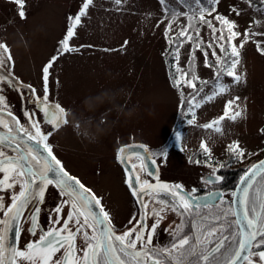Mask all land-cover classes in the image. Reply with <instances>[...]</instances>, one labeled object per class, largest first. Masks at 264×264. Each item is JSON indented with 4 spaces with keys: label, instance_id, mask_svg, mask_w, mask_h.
I'll use <instances>...</instances> for the list:
<instances>
[{
    "label": "rangeland",
    "instance_id": "1",
    "mask_svg": "<svg viewBox=\"0 0 264 264\" xmlns=\"http://www.w3.org/2000/svg\"><path fill=\"white\" fill-rule=\"evenodd\" d=\"M84 2L24 0L25 17L21 18L15 0H0V43L7 44L16 73L39 84L41 66L54 55L72 23L69 17L76 16ZM201 7L207 8L196 0H92L69 41L76 50L59 54L53 63L52 99L68 108L67 124L61 131L64 135L56 140L65 141V157L76 169L87 166L89 159L74 155L81 154L78 149L82 148L76 146L81 144L80 139L85 152L91 148L88 144L98 149L100 161L93 169L98 168L99 173L83 179L93 182L104 194L105 188L98 181H104L107 165H112L114 147L128 141H140L133 143L144 144L158 155L164 179L177 178L186 185L200 184L203 173L216 169L197 159V154L206 153L222 161L230 157L228 153L237 154L229 146L238 144L243 162L264 155V52L260 51L264 48V6L254 8L249 0H218L208 8L215 11L205 13L218 30L216 15L235 22V31L241 35L231 41V46H239L245 40L243 34L251 33L244 46L238 47L239 63L234 71L241 76L239 82L226 73L217 79V70L224 66L217 63V57L222 62L230 59L221 51L225 40L218 39L220 32L213 33L200 22L196 11ZM190 17L200 26L198 34L196 30L192 33L201 43L179 35L183 29L190 36ZM173 35L180 40L172 51L174 81L168 75L165 58ZM227 49L230 53L231 47ZM9 52L0 50V58L13 67L8 62ZM185 72L199 78L196 89L182 79ZM176 80H181L179 86ZM219 85H226L227 90L211 101L203 99L217 91ZM236 97L239 99L228 106V114L221 120L226 102ZM235 112L241 115L231 119ZM213 121H219L220 132L203 127ZM202 142L208 152L201 147ZM262 183L264 179L255 186ZM171 215L170 219L178 220V216Z\"/></svg>",
    "mask_w": 264,
    "mask_h": 264
},
{
    "label": "snow or ice",
    "instance_id": "2",
    "mask_svg": "<svg viewBox=\"0 0 264 264\" xmlns=\"http://www.w3.org/2000/svg\"><path fill=\"white\" fill-rule=\"evenodd\" d=\"M116 2L119 3L120 0H116ZM209 2L214 5L218 0H209ZM15 3L20 6L19 16L24 18V0H15ZM91 3L92 0H85L77 15L75 17H69L72 23L68 27L64 39L61 41V49L58 51V55L63 52L76 50L69 46V41L75 36V29L81 23V17L86 15V10ZM196 3L199 4L200 0H196ZM211 11H215V9L209 10L201 7L199 20L201 23L207 24L213 33L219 31V40L231 42L237 36L241 35V33L235 31V22L222 15H216L214 17L221 24L219 30L215 28L212 22L205 18V13L211 14ZM236 14L239 15V12ZM189 27L194 26L190 24ZM224 28L227 29V36L224 34ZM196 31L198 34L199 30L197 29ZM179 35L187 36V39L190 40L193 39L183 29ZM243 35L245 36V40H242L239 46L233 44L230 53L224 44L220 45L221 51L229 57L230 62H222L220 57H217V63L224 65L217 70V79L221 77L222 73H226L227 76L233 77L235 82L241 80V76L234 71L239 63L238 58L240 52L238 47L242 48L244 46V43L247 42V37L251 33L246 32ZM258 48H260L259 45ZM0 50L9 52L6 43H0ZM260 51L264 52V48H260ZM58 55L53 56L48 64L43 67L44 95L42 98H36L37 102L42 104V110L45 116L50 117L48 123L52 124L55 128H59L61 124L67 123V120L63 118L65 110L59 104L50 106L48 103L47 82L49 70L57 60ZM8 59L11 60L10 52ZM2 66L3 60H0V67ZM182 79L189 87L193 89L197 88L196 80L199 78L194 73L190 74L185 72L182 74ZM0 80L6 81L7 77H0ZM175 84L179 86L181 80H176ZM28 87L35 93V89H32L31 86ZM226 90V85H219L217 91H213L211 95H206L203 99L211 101L215 96L222 94ZM238 99L239 97H236L226 102L225 114L220 118L221 120L227 116L228 106L234 105ZM0 106H2L0 107V112H3L7 107L5 97L2 95H0ZM189 110L191 111V109ZM25 115L31 121L30 127L21 124L19 119L13 116L12 112H8V116L12 117L16 124L15 130L9 126L6 120L0 118V125H3L8 133L7 135L0 134V144L7 143V146L16 152L15 156H10L7 152L0 149V173H3V178L0 179V189L9 190L17 185L20 187L18 193L12 194L11 203L3 213L5 217H9L10 219L0 220V225L5 226L4 231L6 233L9 230V225L14 222L16 225V239L19 240L24 230L22 221H27L31 225L28 228V232L36 235L38 215L41 209L36 206L33 210L29 209L28 206L33 201L42 203L45 191L49 185H54L59 189V194L65 197V199L61 202V205L54 209L56 216L52 217L51 222L53 227L43 232L38 240L29 242L25 250H20L14 246L6 249L4 244L6 237L5 235H0V264H19V261L25 260L29 261V264H132V261H135L136 264H147L148 260H151L152 264H164L163 260L156 258V255L162 251L172 257L175 264H185L188 257L192 256H198L195 264H200V261H203L204 264H239L241 260L244 264H264V191L257 189L256 199L259 201V211L255 204L250 209L249 190L252 187L251 179L247 180V184L242 189V195L240 196L239 202L243 210V222L240 220L236 221L239 226L237 232L232 233L231 236L220 235V238L216 240L214 246L208 247L207 245L213 243L209 237H215L219 231L218 229L212 228L207 232H201L200 235L196 236L195 243H193L186 234L183 236L179 235L183 230L182 222L173 233L178 238L170 248H149L148 246L152 244L153 234L158 228L160 221L164 219L162 213L172 211L184 217L185 215H191L194 209L199 207V205H194L189 197L180 194L179 189L182 186L161 184L159 182L153 185L147 180L141 181L139 175H137L136 183L140 185L138 190L132 184V177L129 176L127 183L132 189L134 196L139 195L140 192H149V190L157 193L163 191L171 196V202L169 203V201L161 199L158 202L160 207L158 209L155 207L151 209L155 222L148 229L147 234H145V229L148 226L144 223L146 217H141L135 221L139 227L134 226L121 234H117L112 225L109 213L101 206L100 199L76 177L71 176L65 170L62 162L53 154L51 146L47 143L48 136L51 133L45 134L42 132L40 122L34 119L33 114L26 112ZM240 115L241 112H235L231 116V119H236ZM192 119H195L194 115ZM189 123H192V120ZM218 124L219 121H213L205 124L203 127L215 128V131L220 132L221 128L217 126ZM14 131H16V135H13ZM20 134L25 138L23 144L18 138ZM27 141H33L37 145L42 143L46 155L39 152L36 148L28 146ZM201 147L205 152L209 151L203 142ZM238 148V144L229 146L230 151L237 152V155H243L242 150L238 151ZM259 168L261 171H264V161L260 162ZM246 177L247 173L245 177H241L242 183L246 181ZM232 195L235 196L236 193L234 192ZM65 206L70 211H67L65 215L61 216ZM94 206H100L99 213L93 211ZM143 206L145 208L148 207L147 204ZM0 208H5L3 197H0ZM26 209L31 212L30 216L25 215ZM233 214L235 215L236 213L233 212ZM216 219H219V217H216ZM70 225H74L75 227L73 228ZM199 227H202V225ZM78 235L82 236L84 241V247L79 250L76 247ZM254 249H259V251ZM6 251L11 253L7 258L5 256ZM57 253H61V255L57 257ZM78 253H82V255ZM152 253L156 255H152ZM216 253H220V257H217L215 255ZM142 256L145 258L143 261L138 259ZM125 257H130L131 259H125ZM189 264H193V262L189 261Z\"/></svg>",
    "mask_w": 264,
    "mask_h": 264
},
{
    "label": "flooded vegetation",
    "instance_id": "3",
    "mask_svg": "<svg viewBox=\"0 0 264 264\" xmlns=\"http://www.w3.org/2000/svg\"><path fill=\"white\" fill-rule=\"evenodd\" d=\"M1 60V58H0ZM51 59H48L43 66H41L39 70V84L35 83L31 79H24L18 73L14 71L15 64L12 60L8 61L11 66L8 67L4 64L0 67V77H7V80H0V95L5 97V104L7 107L3 112H0V118H3L9 123V126L14 130L16 129V124L13 121L12 117L8 116V112H12L13 116L19 119L20 123L30 127L31 121L29 117L25 115V113L33 114L34 119L40 122V128L42 132L45 134L51 133L48 136L47 143L51 146L53 154L62 162L65 170L71 175L76 177L86 188L91 189L92 193L95 194L97 198L101 201V206L105 211L109 213V216L112 221V225L115 228L117 234H121L124 231H127L132 227H139L136 224V220H139L141 217H146L144 219V223L148 226L145 229V234H147L148 229H150L151 225L155 222V218L152 215V208H159V200L166 199L171 202V196L166 192H140L139 195L134 196L132 194V189L128 186V178L132 177V184L139 190L140 185L136 183V176L139 175L141 181L147 180L149 183L156 185L158 182L161 184L168 185H181V189H179L181 195H185L192 200L194 205H199L198 208H195L191 215H185L181 217L179 214L167 211L166 213H162L166 218L160 221L158 228L152 236V244L149 245V248H158V249H166L170 248L173 242L178 238L174 235V231L178 225H181L183 222V230L179 233L180 236L187 235L193 243H195V238L197 235H200L201 232H207L212 228L218 229V233L215 237H209L213 241L211 245H207L208 247L214 246L217 239L220 238V235L231 236L232 233L238 231V225L236 223L235 216L233 214V195L238 179L245 172H242L236 177L231 176V172L227 170V165L225 164L226 160L218 161L215 156H195L197 159H201L204 162L209 164H213L216 166L214 172H205L202 174V181L200 184L198 183H190L186 185L183 181L179 179H171L166 180L163 177V172L161 170V160L158 159V155H154L149 148L145 145V150L148 151L150 159L147 158V154H138L135 151L130 153H126V155L121 156L120 152L122 147L127 144L133 142L140 141H128L126 143H122L114 147L113 156H112V165H107L106 173L103 174L104 181H98V185H102L103 190H105V194L103 191H100L97 186L93 184V182H87L83 179V176L93 175V173H99L98 168H94L95 162L100 161L97 155V150H93V144L91 145V153L90 149L85 152L84 144L82 139H80L81 144L76 145L79 146L78 151L81 152L74 153V155L79 156L80 158L83 156L88 159L87 166H81V169H76L72 167V165L68 162L65 157V151H67V145L64 144L65 141H58L56 137L63 136L61 131L67 123L61 124L59 128H55L52 124L48 123L50 117L45 116L44 111L42 110V104L38 103L36 98L43 97L44 95V80H43V67L48 64ZM28 86H31L32 89H35V93H33ZM48 87V103L50 106L55 104H59L64 110V119L68 120V108L65 107L61 102H57L52 99V84H51V68L49 70V77L47 82ZM2 107V106H0ZM60 133V134H59ZM0 134L7 135V129L0 125ZM13 135H16V131L13 132ZM21 143H24L25 138L22 134L18 137ZM28 146L36 148L39 152L46 155V152L43 148V144H35L33 141H27ZM64 146H63V145ZM66 147V149H65ZM95 148H99L95 146ZM0 149L4 150L10 156H15L16 152L7 146V143L0 144ZM141 153L144 152V147H140ZM101 151V150H100ZM68 152V151H67ZM95 153L96 155L92 154ZM70 154V153H69ZM71 155V154H70ZM77 156H72L76 160H80V158H76ZM144 156H146V161H144ZM90 159L92 163L90 162ZM257 160V159H256ZM255 160V161H256ZM71 163L75 162L70 161ZM254 162V161H253ZM91 165H88L90 164ZM125 166L130 169L129 176L125 171ZM135 166V167H134ZM119 169L121 175V186L117 180ZM143 168V170H141ZM151 173V175H149ZM51 176V174H50ZM3 178V173H0V179ZM54 178V177H52ZM264 179V171L261 172L253 181L252 187L249 190L250 193V203L249 208L256 205L257 210L259 211V201L254 198L251 199L252 195L257 196V189L260 191H264V183L261 186L256 187L258 181ZM39 183V182H37ZM117 186L120 194L121 200L123 202H116L111 198L112 188ZM35 187V186H34ZM20 190L19 185L14 187L13 189L3 190L0 189V197H3V203L5 208H0V220L10 219L9 217L4 216V212L6 211V207L11 203V196L13 193H18ZM65 199L59 194V189H57L54 185H49L44 194V200L42 203H36L33 201L32 204L28 206L29 209H33L34 207H40V213L38 215V227L36 229V235H32L28 232V228L31 227L30 223L27 221H22L23 231L21 233L20 239H16L15 228L16 225L12 222L9 225V230L5 233L4 225H0V235H5L4 244L6 249H10L11 247H17L20 250H25L26 246L29 242L35 241L39 239V236L47 231L49 228L53 227L52 225V217L56 216L54 209L61 205V202ZM147 204L148 207L145 208L143 205ZM100 210V206H97ZM67 211L70 209L65 206L64 212L61 213V216L65 215ZM227 213V215H225ZM179 217L176 218L178 220L170 219L169 215ZM25 215L30 216L31 212L27 209L25 210ZM219 217V219H216ZM130 221H132L130 223ZM174 222L173 224H171ZM202 225V227H199ZM71 227H75L74 225H70ZM223 226V227H221ZM57 227H59L57 225ZM91 231V230H89ZM203 239V237H201ZM76 247L77 249H81L84 247V241L82 236H77L76 239ZM203 247V246H201ZM234 247V245H233ZM139 250V246H138ZM259 251V249H254ZM223 251V249H222ZM82 255V253H78ZM11 253L9 251L5 252L6 258L9 257ZM61 253H57L56 256H60ZM152 255H156L152 253ZM217 257H220V253L215 254ZM157 259H161L164 261V264H175V261L170 257L166 252H160L156 255ZM222 258V257H221ZM125 259H131L130 257H125ZM140 260H144L145 258L142 256L138 258ZM198 260V256L188 257L185 261V264H189V261L195 264V261ZM19 264H29V261H19ZM132 264H136L135 261H132ZM147 264H152L151 260H148ZM200 264H204L203 261H200ZM244 264V262L242 263Z\"/></svg>",
    "mask_w": 264,
    "mask_h": 264
},
{
    "label": "trees",
    "instance_id": "4",
    "mask_svg": "<svg viewBox=\"0 0 264 264\" xmlns=\"http://www.w3.org/2000/svg\"><path fill=\"white\" fill-rule=\"evenodd\" d=\"M201 1V4H204L205 3V5L207 6V9L209 8V7H212V6H214L213 4H211L210 2H209V0H200ZM249 2H250V4L254 7V8H260V7H262V6H264V0H249ZM199 11H196V13L198 14V15H200V9H198ZM190 12H195V11H190ZM73 17H75L74 15H73ZM191 18V17H190ZM193 20L194 19H189V23L191 24V25H193L194 27H188L189 28V33H190V36H192L193 38H194V43H201L200 42V39L199 38H197V39H195L196 38V36H195V32H194V34L192 33V31L193 30H197V29H199L198 27H200L199 25L197 26L196 24H195V22H193ZM190 24H188V25H190ZM70 26V25H69ZM219 26H220V28H221V24L219 23ZM67 33V32H66ZM224 34H225V36H227L228 35V32H227V29L226 28H224ZM65 37V36H64ZM63 37V38H64ZM180 42V40H179V38H178V36L177 35H173L171 38H170V40H169V45L166 47V49H165V55H166V65H167V68H168V75L171 77V79L174 81V77H175V65L173 64V59H174V56H173V53H172V51L174 50V47H176L177 45H178V43ZM176 45V46H175ZM225 46H227V48L229 47H231V42H226L225 41ZM57 48H56V50H55V53H54V55L53 56H57L58 55V51L61 49V48H58V47H61V43H58L57 44V46H56ZM52 56V57H53ZM51 57V58H52ZM50 58V59H51ZM192 58V57H191ZM193 59V58H192ZM192 115V114H191ZM262 130H263V132H264V126H263V128H262ZM264 154V153H263ZM204 155H206V153L205 154H197V156H204ZM228 156H230L229 158H227V161H226V165H227V170L229 171V172H231V176L232 177H236V176H238L239 174H241L242 172H244L252 163H253V161L251 160V161H249V162H243L244 161V159L245 158H243L242 157V155H237L236 153H228ZM261 156H262V154H261ZM260 156V157H261ZM257 158H255L254 159V161L256 160Z\"/></svg>",
    "mask_w": 264,
    "mask_h": 264
},
{
    "label": "water",
    "instance_id": "5",
    "mask_svg": "<svg viewBox=\"0 0 264 264\" xmlns=\"http://www.w3.org/2000/svg\"><path fill=\"white\" fill-rule=\"evenodd\" d=\"M140 147H144V152H140L142 150H140ZM139 148V149H138ZM145 145L144 144H140V143H130V144H127L125 145L124 147H122L121 151L120 152V155L123 156L125 155L126 153H129V152H132V151H135L136 153L138 154H147V158L150 159L149 157V153L148 151L145 150ZM146 156H144V161L145 162H148L146 161ZM261 161H264V155L254 161L246 170L245 172L241 175V177H245L246 173H247V177H246V181L244 183L241 182V177L238 179L237 181V184H236V187H235V190L234 192L236 193L235 196H233V208H234V212L236 213L234 216H235V219L236 221L237 220H240L241 222H243V210L241 208V205H240V196L242 195V189L246 186L247 184V180L251 179L252 183L253 181L255 180V178L263 171L260 170L259 168V165H260V162ZM125 171L127 172L128 176H129V172H130V169H128V167L125 166ZM93 211L99 213V209L97 206H94L93 207ZM239 227V226H238ZM243 261L241 260L239 262V264H242Z\"/></svg>",
    "mask_w": 264,
    "mask_h": 264
},
{
    "label": "bare ground",
    "instance_id": "6",
    "mask_svg": "<svg viewBox=\"0 0 264 264\" xmlns=\"http://www.w3.org/2000/svg\"><path fill=\"white\" fill-rule=\"evenodd\" d=\"M112 194H111V198L113 199V200H115L116 202H123V200H121V194H120V192H119V190H118V188H117V186H114L113 188H112V192H111Z\"/></svg>",
    "mask_w": 264,
    "mask_h": 264
}]
</instances>
